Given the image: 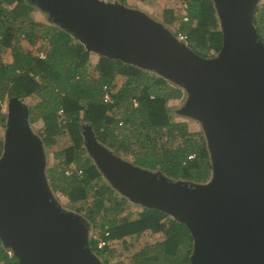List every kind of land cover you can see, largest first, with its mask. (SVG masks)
<instances>
[{"label": "water", "instance_id": "obj_1", "mask_svg": "<svg viewBox=\"0 0 264 264\" xmlns=\"http://www.w3.org/2000/svg\"><path fill=\"white\" fill-rule=\"evenodd\" d=\"M88 50L154 71L183 86L178 109L198 118L213 163L207 182L142 168L115 154L85 125V146L103 175L130 200L187 224L186 264H264V40L253 21L259 0H214L223 46L197 54L140 9L101 0H36ZM0 157V236L18 264H103L88 221L55 198L45 145L30 127L29 105L8 100Z\"/></svg>", "mask_w": 264, "mask_h": 264}, {"label": "trees", "instance_id": "obj_2", "mask_svg": "<svg viewBox=\"0 0 264 264\" xmlns=\"http://www.w3.org/2000/svg\"><path fill=\"white\" fill-rule=\"evenodd\" d=\"M182 1L188 19L167 7L164 21L173 24L179 20L176 31L187 34L185 41L197 54L208 57L211 47L219 52L224 33L214 0ZM34 8L26 0H0V52L9 48L13 57L10 62L0 59V122L7 118L2 105L6 98L37 96L29 105L30 120L42 121L39 134L44 145L50 148L61 136L69 137L66 145L54 150L57 161L46 173L53 189L69 198L75 212L100 229L99 236L90 237L92 250L110 256V241L147 230L164 231L163 245L147 255V263H188L194 237L187 224L173 221L166 226L163 221L168 213L155 207H143L133 217L124 213L130 208V199L106 180L88 153L84 135L86 124L98 141L115 154L132 156L137 166L192 183L207 182L213 176V163L205 133L192 130L187 120L177 119L170 105L171 99L183 96L182 88L121 58L100 55L93 62L91 51L68 29L32 18ZM253 21L264 40V2L255 7ZM22 34L31 44L40 38L47 40V53L26 50ZM106 90L111 101L104 99ZM3 151L0 136V157ZM100 237L107 240L102 247ZM0 261L19 263L16 254L8 255L1 236Z\"/></svg>", "mask_w": 264, "mask_h": 264}, {"label": "rangeland", "instance_id": "obj_3", "mask_svg": "<svg viewBox=\"0 0 264 264\" xmlns=\"http://www.w3.org/2000/svg\"><path fill=\"white\" fill-rule=\"evenodd\" d=\"M26 1L31 2L35 7L31 12L32 18L36 19L37 21H41L44 24H48V23L52 24L53 23L56 26L64 27L71 32V34L74 36L75 40L81 41V39L72 31V29L69 26L64 25V23L62 21L55 20V18L53 17L54 16L53 13H51L48 10H44L39 5L38 1H36V0H26ZM101 1H103L105 3H110V2L120 3L122 5H125L126 7H130L133 9H140L141 11L146 13L150 18H153L154 20H157L160 23H163L164 26L171 33H173L176 36H177L176 30H177L178 25H179V20H177L173 24H169V23L165 22L164 21V9L167 7H172V8H175L176 11L178 12V14H180V15H183L186 13V3L183 2L182 0H150L149 2L143 1V0H126V2H122L121 0H101ZM263 2H264V0H259L258 5H260ZM183 20H187V19H184V15H183ZM193 24L194 23H192V25ZM26 25L27 24L25 22V24H23V26L26 27ZM182 41H184V40H182ZM21 42H22V44L26 50H32L36 53L46 54L48 47H49L47 40L40 38L37 40V42L35 44H31L30 42H28V40L25 38V36L23 34L21 35ZM215 54H217V53H211L210 52L211 57L216 56ZM100 55L101 54L99 52H97L95 50H91V59L93 62H96ZM0 59L2 61H5V62L12 61L13 57H12L11 50L9 48L2 50L0 52ZM144 69H147V67H144ZM152 72H154V71H152ZM122 81L123 80L120 79L119 84H121ZM171 83L181 87L183 92H184V94L181 98H175V99L170 100V105L174 111L175 117L177 119L187 120L189 125H190V128L192 130H200V129L203 130V125L198 118L191 116V115L181 113V112H177V110L183 108V106L187 102V96H186L187 91L183 86H180L174 82H171ZM8 100H9V98H6L2 102L3 109L6 112L8 111V107H9L8 106ZM37 100H38L37 96H30V97H26L24 99V101L28 105L34 104ZM29 122H30V127H31L32 131L40 136L39 129L42 125V121L37 120V121L33 122V121L29 120ZM6 132H7V130H6V120H5V123L0 122V136H2L3 139L6 136ZM68 142H69V137L67 135H63L59 138L58 142L56 144H54L52 147H50V148H48L46 146L44 147L45 156H46V168L57 161V159L54 157V150L63 147ZM88 153H89V151H88ZM123 157L132 162V159H131L132 156H129V157L123 156ZM104 177L109 182V184L112 186V188H114L120 194L123 195V193H121L116 188V186H114V184L112 183L110 178H108L106 175H104ZM175 179H177V178H175ZM49 184H50V187L52 189V192L55 195L56 200L64 208H66L68 210L76 211V210H74V208H72L70 206L69 198L65 194H63L61 191L53 189L50 178H49ZM130 201H131L130 208L127 211H125L124 213L130 212V215L133 217V216L137 215L138 212L145 205L140 203L139 201H136V200H134V201L130 200ZM173 221H177V219L173 214L169 213L163 222L166 226H168ZM88 228L90 229L89 230V237L99 236L100 229H95L93 226H90ZM165 238H166V234L164 231L153 232L151 230H147V231H144L141 233H136V234L127 236L124 239H119V240L116 239L114 242H112L110 244L111 247L113 248V253L110 256H108V254L105 256H101L100 254H98V256H99L100 261L103 264H148L147 259H146L147 255L149 253L156 251L158 248H160L163 245ZM106 259L108 260L107 262H106ZM0 264H3V262L0 261Z\"/></svg>", "mask_w": 264, "mask_h": 264}, {"label": "built area", "instance_id": "obj_4", "mask_svg": "<svg viewBox=\"0 0 264 264\" xmlns=\"http://www.w3.org/2000/svg\"><path fill=\"white\" fill-rule=\"evenodd\" d=\"M184 19H188V16H187V15H184ZM177 36H178L179 39L184 40V41H185L186 38H187V34H186L185 32H183V31H181V30H179V31L177 32ZM210 52H211V53H215L216 51H215V49H214L213 47H211V48H210ZM41 55L44 56L45 54L41 53ZM104 99H105L106 101H111V100H112V98H111V94H110V92H109L108 90L105 91ZM67 172H71V170L68 169ZM107 233H108V232H107ZM114 241H115V240L110 241L109 243L111 244V243L114 242ZM106 243H107V240H106L105 238H101V237L99 238V246H100V247L104 246ZM7 253H8L9 256H13V255H15V251H14V249H13L12 247H8V248H7Z\"/></svg>", "mask_w": 264, "mask_h": 264}]
</instances>
